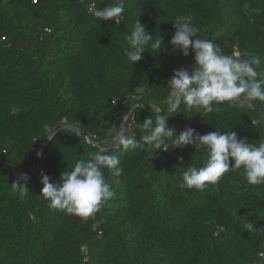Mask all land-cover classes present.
<instances>
[{
    "label": "trees",
    "instance_id": "obj_1",
    "mask_svg": "<svg viewBox=\"0 0 264 264\" xmlns=\"http://www.w3.org/2000/svg\"><path fill=\"white\" fill-rule=\"evenodd\" d=\"M92 2L116 0H0V264H264V185L229 172L216 186L189 191L183 172L203 167L205 151L169 147L152 158L147 150H112L120 123L139 140V125L155 115L150 106L167 110L174 70L192 67V55L170 45L177 16L191 14L198 38L224 54L259 55L264 66V0H125L119 23L97 20ZM137 19L161 37L162 50H146L133 66L123 51ZM252 107L259 111L225 105L204 114L181 105L161 114L177 134L234 131L251 145L264 138V102ZM52 133L34 176L18 184L27 190L21 197L12 184L30 175ZM101 149L123 169L119 177L105 170L115 197L87 219L50 209L42 177L55 185ZM249 222L256 231L245 229Z\"/></svg>",
    "mask_w": 264,
    "mask_h": 264
},
{
    "label": "clouds",
    "instance_id": "obj_2",
    "mask_svg": "<svg viewBox=\"0 0 264 264\" xmlns=\"http://www.w3.org/2000/svg\"><path fill=\"white\" fill-rule=\"evenodd\" d=\"M244 8L248 11L249 5L245 4ZM89 11L97 20L119 23L125 13V0H116L102 8L93 5ZM251 11L259 12V9ZM172 25L175 29L170 40L172 50L183 57L192 55L191 70H174L166 85L167 110L150 106L155 115H150L139 125L143 132L139 140L127 134L122 121L119 131L112 136V144L117 150H147L152 158L161 152H169V147L173 150L192 146L196 151H205L207 159L203 167L189 165L183 172L181 187L189 191H204L208 185L216 186L229 172H239L248 186L264 185V138L250 145L246 138L239 137L234 131L221 133L217 130L201 135L187 127L177 134L175 128L168 126V115L161 114L171 115L181 105L185 111L211 114L220 113L225 105L250 108L256 102H264L261 57L247 53L242 57L238 52L224 54L223 49L211 40L198 38L199 29L193 25L191 14L177 16ZM126 41L123 54L133 66L143 59L146 50L153 55L162 50L161 37L150 35L138 19ZM19 112L18 107H10L11 115L16 116ZM53 134L48 138L51 139ZM106 169L115 177L123 172L119 157L101 149L87 160H78L55 185L44 175L40 197L52 210L87 219L115 197L111 185L105 180ZM29 179L27 173H20L12 184L13 190L21 197L27 194V190L18 184L20 181L26 184ZM244 227L248 232L256 231L251 222Z\"/></svg>",
    "mask_w": 264,
    "mask_h": 264
},
{
    "label": "water",
    "instance_id": "obj_3",
    "mask_svg": "<svg viewBox=\"0 0 264 264\" xmlns=\"http://www.w3.org/2000/svg\"><path fill=\"white\" fill-rule=\"evenodd\" d=\"M189 70H191V67L189 68ZM244 108H246V109H248V110L259 111L258 108H254V107H250V108H249V107H244ZM80 136L82 137V139L84 140L85 143L94 146V145L91 143V141H90L85 135L80 134ZM49 139H50V138H47V139L45 140L43 146L41 147V149H40V151H39V155L36 157V159H35V161H34V163H33L32 171H31V173H30V175H29L30 179H31V178L34 176V174H35V171H36L37 166H38V163H39L40 155L42 154V152L44 151V148L47 146L48 142L50 141ZM94 147H95V146H94ZM95 148H97V147H95ZM114 149H115V147H113L112 150H114ZM8 167H9V169L12 171L13 176L15 177V173H14V170L12 169V167H11L10 165H8ZM30 179H29V180H30Z\"/></svg>",
    "mask_w": 264,
    "mask_h": 264
},
{
    "label": "built area",
    "instance_id": "obj_4",
    "mask_svg": "<svg viewBox=\"0 0 264 264\" xmlns=\"http://www.w3.org/2000/svg\"><path fill=\"white\" fill-rule=\"evenodd\" d=\"M81 2H85V0H81ZM93 5L95 6L94 2L87 4L88 11ZM128 114H129V112L126 115L128 116ZM127 116L125 117V119L127 118ZM132 122H133V120L130 121V123H132ZM41 174H42V172L39 173V175H41Z\"/></svg>",
    "mask_w": 264,
    "mask_h": 264
}]
</instances>
